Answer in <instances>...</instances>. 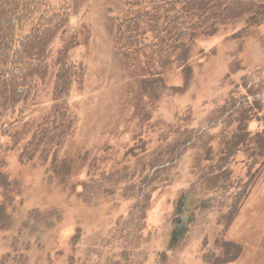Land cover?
I'll return each mask as SVG.
<instances>
[{
    "label": "rangeland",
    "instance_id": "obj_1",
    "mask_svg": "<svg viewBox=\"0 0 264 264\" xmlns=\"http://www.w3.org/2000/svg\"><path fill=\"white\" fill-rule=\"evenodd\" d=\"M64 1L71 25L49 49L48 78L0 151L11 181L0 193V264H264V169L245 199L248 179L240 181L264 136V21L246 33L239 23L222 29L183 54L120 52L123 0L52 7ZM63 67L73 69V126L58 152L21 158L55 109ZM191 138L176 159L171 147ZM227 142L232 155L240 150L229 162L243 187L231 205L205 181L222 166ZM170 161L177 163L167 168ZM185 193L196 220L170 249ZM216 196L220 204L202 207Z\"/></svg>",
    "mask_w": 264,
    "mask_h": 264
},
{
    "label": "trees",
    "instance_id": "obj_2",
    "mask_svg": "<svg viewBox=\"0 0 264 264\" xmlns=\"http://www.w3.org/2000/svg\"><path fill=\"white\" fill-rule=\"evenodd\" d=\"M123 2L128 10V18L117 27L115 48L120 49V52L125 50L139 53L143 49H162L183 54L193 43L208 40L222 29L239 23L244 25L240 32L246 33L264 21V0H123ZM63 3L67 7L56 9L52 7L51 0H0V151L22 122V117L26 116L28 111L26 105L36 97L39 84L48 78L49 49L58 38L66 34L71 25L70 6L65 1ZM176 62L180 67L185 65L183 56ZM74 69V74L77 75L79 67ZM72 71V67L62 68L54 92L55 109L36 129L21 158L26 155L30 157L38 151L47 153L46 155H49L52 149L58 152L65 141V135H68L65 129L72 128L74 121L69 105ZM193 141L191 138L189 141L174 144L171 147L174 151L172 155L179 160L186 154L184 153L186 148L187 152L191 149L187 145ZM171 143L173 141L167 142L168 145ZM259 144L258 149L255 148L251 155L259 159L253 163L252 168L247 165L246 176L240 178V181L248 179L243 193L244 199L264 169V136L259 139ZM224 146L220 147L222 166L212 165L215 167H212L205 181L213 186L216 184L227 196L230 204L234 192L243 190L233 178L234 173L229 162L239 148L232 155L234 148H230V142ZM176 163L170 161L167 168ZM254 167L258 169L254 171ZM158 169L160 168L156 167L154 171ZM10 187V178L0 157V193L5 197ZM242 199L238 205H241ZM191 201L190 193L182 195L179 202L181 209L174 220L170 249L181 243L196 220V214H186L185 211L187 206L192 205ZM207 202L220 204L221 201L220 197L216 196L204 201L202 207L205 208ZM4 208L0 211V218L5 217Z\"/></svg>",
    "mask_w": 264,
    "mask_h": 264
}]
</instances>
